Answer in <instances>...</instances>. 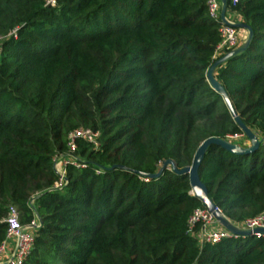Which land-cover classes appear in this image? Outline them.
<instances>
[{"label":"trees","instance_id":"obj_1","mask_svg":"<svg viewBox=\"0 0 264 264\" xmlns=\"http://www.w3.org/2000/svg\"><path fill=\"white\" fill-rule=\"evenodd\" d=\"M208 2L0 0V245L10 208L22 225L36 218L22 264H264V236L199 244L188 220L204 207L187 176L139 175L190 166L210 137L248 146L207 82L221 41ZM227 12L253 36L214 77L259 146H210L199 178L239 225L264 218V0H227ZM79 128L99 145L76 139L69 153ZM60 156L83 167L56 188Z\"/></svg>","mask_w":264,"mask_h":264},{"label":"built area","instance_id":"obj_2","mask_svg":"<svg viewBox=\"0 0 264 264\" xmlns=\"http://www.w3.org/2000/svg\"><path fill=\"white\" fill-rule=\"evenodd\" d=\"M239 0H231V4L235 5ZM209 15L220 20L221 2L219 0H209L208 2ZM228 24H221L220 35L221 41L216 47V57H221L227 52L237 48L238 35L237 29L233 26L239 23L233 14L226 11L225 16ZM99 133L93 132L90 129L79 128L72 131L68 135L69 153H74L76 149V139H83L95 147H98ZM68 165L81 166L72 157H62L55 159V168L59 175V182L56 188H60L64 184L66 167ZM7 224L6 240L0 245V260L5 264H22L29 252L32 249L34 242V231L39 226L36 218L32 219L28 224L22 225L19 220V214L14 208H10L9 213L5 219ZM234 224V223H233ZM235 225V224H234ZM245 230H253L256 228H264V218L257 216L252 219H247L239 225H235ZM188 229L191 233L196 229L195 237L200 245L217 244L230 234L223 228L206 208L195 209L188 220ZM260 236V235H256ZM11 242L10 252L6 254V244Z\"/></svg>","mask_w":264,"mask_h":264},{"label":"water","instance_id":"obj_3","mask_svg":"<svg viewBox=\"0 0 264 264\" xmlns=\"http://www.w3.org/2000/svg\"><path fill=\"white\" fill-rule=\"evenodd\" d=\"M227 11V0H221V11H220V23L221 24H228V22L225 19ZM236 29L244 30L247 33V37L245 41L240 45L238 48L231 50L227 52L226 54L219 57L208 69L206 78L207 82L210 85V87L218 93L228 111L230 112L233 120L236 122L237 126L242 131L243 135L247 138L249 145L247 147L239 146L238 144H235L227 139H221L216 137H210L206 140H204L198 149L196 150L192 162L190 166L184 167L182 169H178L176 167V164L172 160H166L162 163L161 168L159 169V172L150 175L146 173H139L142 177L147 178H157L161 175L162 171L165 168L171 169L174 173L178 175H185L188 177V182L190 186V194L194 196L196 199H198L204 208H206L210 213H212L215 220L223 227L225 228L230 234L232 235H238V236H264V228H256L253 230H245L240 229L237 226H235L230 220H228L219 209L216 208V206L211 202V200L208 198L207 189L205 185L201 182L199 178V168L200 165L204 159L205 154L207 153V150L210 146H218L232 154L236 155H243V154H250L254 150H256L259 146V140L257 135L252 132L249 128H247L241 121L239 114L236 112L229 96L227 95L225 89L223 86L215 79L214 77V71L215 69L225 63L228 59L232 58L233 56H236L247 48L250 40L252 39L253 32L251 28L244 24V23H235L233 25ZM122 169H125V167H120Z\"/></svg>","mask_w":264,"mask_h":264},{"label":"rangeland","instance_id":"obj_4","mask_svg":"<svg viewBox=\"0 0 264 264\" xmlns=\"http://www.w3.org/2000/svg\"><path fill=\"white\" fill-rule=\"evenodd\" d=\"M239 31H240V30H237L238 44L241 43V35H240ZM238 33H239V34H238ZM242 33H243V32H242ZM242 35H244V33H243ZM242 37H243V36H242ZM240 139H241V138H240L239 136H238V137H229V138H228V140L231 141V142H233V143H236L237 141L239 142ZM242 144H243V145H249V142H248V140H242ZM238 228H240V227H238ZM240 229H241V228H240ZM0 262H2V260H0Z\"/></svg>","mask_w":264,"mask_h":264},{"label":"crops","instance_id":"obj_5","mask_svg":"<svg viewBox=\"0 0 264 264\" xmlns=\"http://www.w3.org/2000/svg\"><path fill=\"white\" fill-rule=\"evenodd\" d=\"M219 1L221 2V0H219ZM234 16H235L236 20L239 21L238 16H236V15H234ZM242 32L244 33V35H242V34H243ZM239 33H240V35H241V43H242V42L245 41V39H246V37H247V33H246V31H244V30H240ZM239 33H238V34H239ZM242 36H243V37H242ZM11 244H12L11 242H9V243L6 244V254H8V253L10 252L9 250H10V248H11Z\"/></svg>","mask_w":264,"mask_h":264}]
</instances>
